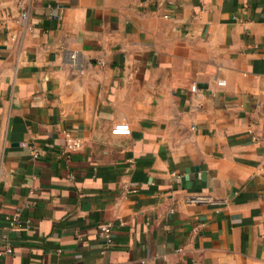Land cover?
<instances>
[{"label":"crops","instance_id":"1","mask_svg":"<svg viewBox=\"0 0 264 264\" xmlns=\"http://www.w3.org/2000/svg\"><path fill=\"white\" fill-rule=\"evenodd\" d=\"M5 237L6 264H264V0H0Z\"/></svg>","mask_w":264,"mask_h":264},{"label":"built area","instance_id":"2","mask_svg":"<svg viewBox=\"0 0 264 264\" xmlns=\"http://www.w3.org/2000/svg\"><path fill=\"white\" fill-rule=\"evenodd\" d=\"M16 6L19 9V20L24 23H28L31 15V8H32V0H14ZM191 89L193 91L197 90V84H192ZM112 132L114 134H130L131 128L130 125L127 122H119L114 125L112 128ZM65 147L62 149L61 154L70 157L71 154L79 149L82 145V142L79 138H74L70 132H66L65 136ZM24 145H26V142H23ZM35 153L37 150H34ZM124 191L127 193L130 192H136L138 190V185L137 184H130V183H125L124 186ZM199 198L192 199V200H198ZM9 221H10V226L13 228H26L29 227L30 220H23L20 218L18 213L16 212L12 216H9ZM98 234L99 236L104 240L105 245L108 247L110 246L113 241V232H112V224L110 222H105L99 225L98 228ZM6 243L2 249H0V264H6L3 262L2 258L4 255L7 253H10L13 251V245L12 243L8 240L7 237H5Z\"/></svg>","mask_w":264,"mask_h":264}]
</instances>
